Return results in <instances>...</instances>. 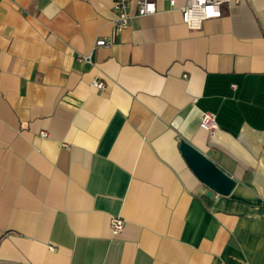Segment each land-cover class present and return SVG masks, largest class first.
<instances>
[{
    "label": "crops",
    "instance_id": "crops-1",
    "mask_svg": "<svg viewBox=\"0 0 264 264\" xmlns=\"http://www.w3.org/2000/svg\"><path fill=\"white\" fill-rule=\"evenodd\" d=\"M154 1L94 46L112 0H0V264H264V0L199 29L184 0ZM180 139L228 195H206Z\"/></svg>",
    "mask_w": 264,
    "mask_h": 264
},
{
    "label": "built area",
    "instance_id": "built-area-1",
    "mask_svg": "<svg viewBox=\"0 0 264 264\" xmlns=\"http://www.w3.org/2000/svg\"><path fill=\"white\" fill-rule=\"evenodd\" d=\"M228 0H204L203 3L200 0H184L183 3L179 6H175V0H167L170 7H176L180 10L182 20L189 29H199L204 20L214 17H219L221 14L220 6L223 2ZM236 1V0H235ZM137 15L145 16L153 14L157 11L156 2L154 0H137ZM130 0H112V11L115 14L113 20V33L110 37L98 38L94 42V46L107 45L114 41V36L121 32L128 24L131 14L129 12ZM148 5H154L152 11H148ZM209 5L214 6L216 10L219 11L218 16H207L204 9ZM187 17V18H186ZM198 24L199 26H194ZM80 59H85L90 61V55H81ZM92 85L96 88H104L105 84L102 80L96 79L92 81ZM234 86V85H233ZM200 128L206 131H212L218 128L215 114L209 111H205L201 114ZM43 135L45 132H41ZM125 221L120 216H111L109 219V227L111 234H119L123 227ZM51 249H54V246H50Z\"/></svg>",
    "mask_w": 264,
    "mask_h": 264
},
{
    "label": "water",
    "instance_id": "water-1",
    "mask_svg": "<svg viewBox=\"0 0 264 264\" xmlns=\"http://www.w3.org/2000/svg\"><path fill=\"white\" fill-rule=\"evenodd\" d=\"M179 152L193 175L207 188L206 195L215 192L228 195L236 184L232 176L188 141H178Z\"/></svg>",
    "mask_w": 264,
    "mask_h": 264
},
{
    "label": "clouds",
    "instance_id": "clouds-1",
    "mask_svg": "<svg viewBox=\"0 0 264 264\" xmlns=\"http://www.w3.org/2000/svg\"><path fill=\"white\" fill-rule=\"evenodd\" d=\"M201 3L204 2V0H200ZM154 8V5H148V11H152ZM207 16H218L219 11L214 8V6L209 5L207 8L204 9ZM187 18V17H186ZM194 26L198 27V24H195Z\"/></svg>",
    "mask_w": 264,
    "mask_h": 264
}]
</instances>
